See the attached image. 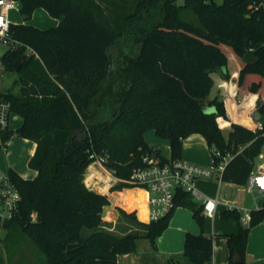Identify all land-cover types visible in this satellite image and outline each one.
Returning <instances> with one entry per match:
<instances>
[{"label": "trees", "instance_id": "16d2710c", "mask_svg": "<svg viewBox=\"0 0 264 264\" xmlns=\"http://www.w3.org/2000/svg\"><path fill=\"white\" fill-rule=\"evenodd\" d=\"M16 1L25 20L42 7L59 23L47 29L12 23L14 37L39 56L27 55L24 45L0 57L7 70H15L19 62L18 71L37 85L33 95L0 92L11 102L12 112L24 117L17 131L2 130V139L16 133L36 142L29 161L36 176L24 178L9 170L22 196L19 213L2 224L14 234L8 237L9 262L18 250L11 243L21 233L36 247L32 264H124L119 255L136 250L140 238H149L156 248V238L178 206L190 208L203 225V204L179 189L166 217L145 223L135 212L119 208L120 219L137 229L111 230L112 223L103 219L108 196L84 183L89 150L108 156V167L119 178L129 179L145 154L156 152L162 160L182 158L184 139L200 133L212 154H234L222 180L247 183L264 138L238 122L226 135L217 120L226 116L224 100L206 99L214 85L212 73L229 77L232 55L240 66L238 84L257 94L264 126V7L255 10L257 0ZM190 12L197 24L186 18ZM122 37L132 43L131 52L115 59L113 50ZM204 106L215 111L207 112ZM151 129L169 140V157L145 139ZM124 186L127 183L120 182L114 189ZM118 195L111 197L117 201ZM262 206L251 210L247 225L237 209L223 212L224 218L240 222L238 232L227 234V264H248V236L264 220V199ZM212 254L211 237L186 234L188 259L208 264ZM0 264H7L1 254Z\"/></svg>", "mask_w": 264, "mask_h": 264}, {"label": "crops", "instance_id": "0c3cea01", "mask_svg": "<svg viewBox=\"0 0 264 264\" xmlns=\"http://www.w3.org/2000/svg\"><path fill=\"white\" fill-rule=\"evenodd\" d=\"M8 16L12 23L26 22L42 29L55 27L59 23L58 18L51 16L49 12L42 7L37 8L28 20L24 19L20 13L19 7L10 9ZM231 58L232 55L230 59ZM229 65L231 66L230 62ZM229 65V73L230 71H236L229 69ZM239 70H237L236 76L231 77L229 74L230 80L222 77L218 72L212 73L214 79L212 91L213 89H217L218 96L222 91L227 95L225 96L227 108H229L228 98L230 96L228 90L238 86L237 78L239 76ZM18 72L20 76L17 79H14L12 85L7 86L5 88L6 90L0 88V92H11L16 96L21 97L26 91H29L30 94L33 95V89L37 88L36 83L33 80L28 79L24 73L20 71ZM0 76H3L2 71H0ZM224 89H226V92H224ZM37 95L42 96L40 93H35V96ZM238 101H240V99ZM229 119H231L229 116L228 119L219 117L218 120L222 129V123L224 120H227L231 125L233 122H236ZM23 123L24 117L17 112H12L8 129L15 132L23 125ZM254 123L252 126H245L251 128ZM166 145L168 148L170 147L169 140H167ZM1 149L0 170L9 172L10 169H14L24 178H34L36 176L37 171L29 165L30 158L36 149L35 141L14 133L6 141V148ZM169 156L170 153L166 157ZM182 158L203 165H209L211 163V149L202 134L193 133L184 139ZM119 183L120 182H118L117 185ZM238 186H240V184L223 180L220 182L218 179H199L197 181L199 191L210 197H218L220 200L215 216L210 218L204 215L203 225H200L194 218L193 211L190 208L178 206L175 209L167 228L156 238V248L153 247L149 238L142 237L137 242L136 250L120 254L119 260L124 264H197L184 255L186 234L192 232L195 234L204 233L206 236L212 238V261L208 264H227L229 259L227 234L238 232L240 227V222L236 218L223 217V212L228 209L227 204L231 203L238 207L253 209L256 208L258 204H262L264 199V194L262 193H259L261 195L260 201L257 200L258 198L254 193H250L252 194V198H250L249 195L242 193L244 190L240 189ZM246 192L249 193L247 190ZM111 194L121 195H118L119 200L116 201L112 199ZM108 198L110 204L104 206L103 219L112 223V227H110L111 230L122 233L124 229L117 228V224L121 220L119 208L131 213L135 211L134 209L138 203L134 202L133 193H129L126 188L111 190L108 194ZM196 201L199 204H203L200 200ZM107 208H109L108 211ZM105 213H107V215H105ZM246 260L248 264H264V220L250 229Z\"/></svg>", "mask_w": 264, "mask_h": 264}, {"label": "built area", "instance_id": "2783aa9c", "mask_svg": "<svg viewBox=\"0 0 264 264\" xmlns=\"http://www.w3.org/2000/svg\"><path fill=\"white\" fill-rule=\"evenodd\" d=\"M219 1V0H218ZM222 1V0H221ZM16 0H0V57L9 49H17L25 44L15 38L11 30L12 22L8 12L12 8H18ZM254 9L264 7V0L254 2ZM26 46L27 55L39 56L37 51L29 45ZM1 65V62H0ZM11 102L0 95V147L6 148V141L1 137V131L8 129L12 114ZM258 137L264 138V126L262 120L254 123L251 127ZM90 151L91 162L84 174L86 186L98 193L107 195L118 182L127 183V190L135 191L134 199L140 200L143 209L136 211V215H143L147 223L158 221L166 217L175 207V195L181 189L190 193L203 203V214L213 218L217 212L220 200L218 197H210L201 193L197 187L199 179H218L222 181L224 169L234 154L222 153L214 150L211 163L203 165L187 161L183 158L162 160L158 155L151 154L143 156V164L133 169L131 178H119L115 172L108 167V156L100 154L95 150ZM262 162L254 167L248 178L246 190L249 193L264 194V153L259 154ZM139 192V194H138ZM22 199L21 192L10 173L0 170V224L13 219L19 213V204ZM228 209H237L240 212V220L247 225L252 219V209L238 207L231 203ZM263 207L258 204L256 209ZM33 216L35 214L33 213Z\"/></svg>", "mask_w": 264, "mask_h": 264}, {"label": "rangeland", "instance_id": "374dc122", "mask_svg": "<svg viewBox=\"0 0 264 264\" xmlns=\"http://www.w3.org/2000/svg\"><path fill=\"white\" fill-rule=\"evenodd\" d=\"M221 0H219L220 2ZM177 2L179 4L184 3V0H177ZM134 5V2H133ZM186 18L188 20H191L194 23H198L197 17L193 14V13H188L185 15ZM131 47H132V43L130 41H125L124 38H120V40L118 41V44L115 45L114 47V54H115V59H119L121 52L128 54L131 52ZM231 57V56H230ZM230 68L231 70H236V71H230V76H236L237 74V70H239V64L237 62V60L232 56V58L230 59ZM0 71H2L3 76H0V88L2 90H6L5 88L7 86H11L14 79H17L20 74L18 71L16 70H7L5 69V67L1 64L0 65ZM228 80H230V77H227ZM232 80V79H231ZM237 84H238V78H237ZM214 86V85H213ZM224 92H226V89H224ZM228 94L230 95L228 98V105L229 108H227V102L225 99V96H227L225 93H223V91L219 94L218 96V90L217 89H213V91L211 90L210 95L208 96V98L206 99V102H209V100L214 99L215 97H219V99L224 100V105H225V109H226V116L222 117V118H226L229 120H233L239 123H242L244 125H251L254 123L253 118H252V114L253 111L255 109H258V105L257 101V94L250 92L247 88L242 87L238 84V86H236L235 88H230L228 90ZM240 99V101H238ZM228 112V113H227ZM219 117L217 118V120L219 119ZM219 122V120H218ZM222 127H223V132L227 135L228 132L231 129V124L227 122V120H224L222 123ZM147 141L152 145V146H157L158 149L161 150V153L164 155H169L170 150L166 145L167 139L162 138L160 136H158L154 130H148L144 133ZM0 150L1 147H0ZM262 152L264 153V147L262 149ZM262 162L261 159H259L258 156L255 157L254 159V167H258V165ZM240 189L244 190L242 193H245L246 195H249L250 198H252V194L247 193L246 192V185H240L238 186ZM123 188H129V186H124ZM129 193H133V196H136L135 191H131L128 189ZM254 194L257 196V200L260 201L261 200V195L258 192H254ZM195 200H199L196 197H193ZM134 202L138 203L136 206V211H141L143 209V207L141 206V201L134 199ZM134 209V210H135ZM137 218L139 221L145 222L146 221L143 220V215H137ZM14 225L11 226V229L13 228ZM131 227L132 229H137L135 224H131L129 221L121 219L120 222H118L117 227L120 229L122 227ZM126 228V227H125ZM139 228V227H138ZM129 229V228H126ZM140 231H142V228H139ZM9 236H13L14 234L11 232L9 233L8 229L3 228V225L0 224V254L3 256V258L5 259L7 264H32V259H33V255L34 252L36 253V247L33 245V243L31 242L30 238L24 234L21 233V235H19V237H16L14 241V243H11V245H14L15 247H17V252L14 253V261L11 260L9 262V256H10V250L8 245H10V239H8Z\"/></svg>", "mask_w": 264, "mask_h": 264}, {"label": "water", "instance_id": "95a60500", "mask_svg": "<svg viewBox=\"0 0 264 264\" xmlns=\"http://www.w3.org/2000/svg\"><path fill=\"white\" fill-rule=\"evenodd\" d=\"M21 67V64L19 62H16L14 63V68L15 70H19ZM203 109L207 112H212V111H215V108L213 106H204ZM252 118H253V121L256 123V122H259L262 118V113L260 112L259 109H255L253 111V114H252ZM153 156L156 157L157 156V153L154 152L153 153Z\"/></svg>", "mask_w": 264, "mask_h": 264}, {"label": "bare ground", "instance_id": "6f19581e", "mask_svg": "<svg viewBox=\"0 0 264 264\" xmlns=\"http://www.w3.org/2000/svg\"><path fill=\"white\" fill-rule=\"evenodd\" d=\"M138 194H139V192H138Z\"/></svg>", "mask_w": 264, "mask_h": 264}]
</instances>
